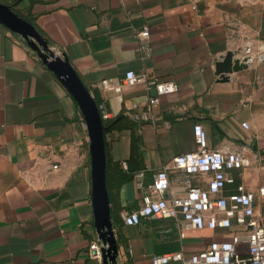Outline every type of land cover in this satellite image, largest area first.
Masks as SVG:
<instances>
[{
  "label": "crops",
  "instance_id": "crops-1",
  "mask_svg": "<svg viewBox=\"0 0 264 264\" xmlns=\"http://www.w3.org/2000/svg\"><path fill=\"white\" fill-rule=\"evenodd\" d=\"M0 1L69 58L108 119H120L105 133L117 264H154V255L191 254L224 237L209 228L181 231L170 218L128 225L120 212L141 203L134 177L140 168L149 183L170 167L169 196L208 186L211 174L187 175L171 165L174 156L197 149V122L211 148L248 145L252 160L234 172L237 182L255 191L264 185V0ZM144 26L149 40L136 33ZM230 50L246 65L222 80L216 63ZM129 69L174 80L179 90L160 96L148 113L154 89L101 85ZM255 206L264 217V198L257 196ZM94 240L100 237L84 114L38 52L0 22V264H104L92 255Z\"/></svg>",
  "mask_w": 264,
  "mask_h": 264
},
{
  "label": "built area",
  "instance_id": "built-area-1",
  "mask_svg": "<svg viewBox=\"0 0 264 264\" xmlns=\"http://www.w3.org/2000/svg\"><path fill=\"white\" fill-rule=\"evenodd\" d=\"M136 33L144 40H149L151 35L148 26ZM143 47L151 50V45ZM136 84H145L155 91L148 97V113L152 112L160 96L179 90L174 80H159L134 69L127 70L119 81L104 78L101 82L103 88L115 92ZM102 117L108 119L110 114L102 111ZM194 136L197 149L174 156L171 165L187 175L211 174L208 186L189 185L185 194L169 196L170 167L158 169L149 183L144 181L146 169H139L134 172V177L136 185L143 189L142 200L138 208L120 212L123 222L139 225L146 218H170L180 222L181 231L209 228L225 234L191 254L179 250L154 255V264H167L172 260L183 264H264V217L257 214L255 206L257 196L264 198V185L257 191L249 189L243 182H237L234 173L251 163V148L248 145L211 148L201 122L195 123ZM123 165L126 166V162ZM231 184H236L235 190L224 194ZM102 247L101 240L92 242L93 257L103 258Z\"/></svg>",
  "mask_w": 264,
  "mask_h": 264
},
{
  "label": "water",
  "instance_id": "water-1",
  "mask_svg": "<svg viewBox=\"0 0 264 264\" xmlns=\"http://www.w3.org/2000/svg\"><path fill=\"white\" fill-rule=\"evenodd\" d=\"M0 22L18 34L34 48L44 62L59 76L79 104L87 122L90 135L92 158V202L95 225L103 242L104 264H117L119 243L117 241L111 217L110 196L107 186V151L104 134V120L100 106L88 86L79 76L69 58L51 47L49 41L28 19L18 14L9 4L0 1ZM245 60L234 59V53L228 51L216 63V73L227 80L226 73L245 67Z\"/></svg>",
  "mask_w": 264,
  "mask_h": 264
},
{
  "label": "trees",
  "instance_id": "trees-1",
  "mask_svg": "<svg viewBox=\"0 0 264 264\" xmlns=\"http://www.w3.org/2000/svg\"><path fill=\"white\" fill-rule=\"evenodd\" d=\"M104 120V124H105V127H104V134L108 131V130H111L115 127H118L119 125V121L120 119L119 118H116V119H103ZM105 144H106V141H105ZM106 151H107V144H106ZM109 159L107 157V172H108V169H109ZM142 169V168H140ZM139 170V169H138ZM137 171V170H136ZM135 172V171H134Z\"/></svg>",
  "mask_w": 264,
  "mask_h": 264
}]
</instances>
